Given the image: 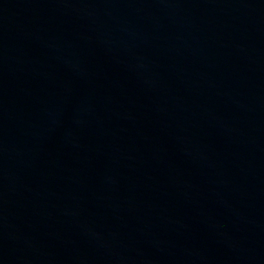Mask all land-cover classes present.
I'll list each match as a JSON object with an SVG mask.
<instances>
[{"label":"water","instance_id":"obj_1","mask_svg":"<svg viewBox=\"0 0 264 264\" xmlns=\"http://www.w3.org/2000/svg\"><path fill=\"white\" fill-rule=\"evenodd\" d=\"M0 264H264V0H0Z\"/></svg>","mask_w":264,"mask_h":264}]
</instances>
